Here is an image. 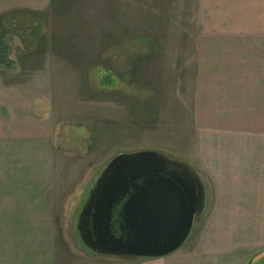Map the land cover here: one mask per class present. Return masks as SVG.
<instances>
[{"label": "rangeland", "instance_id": "obj_1", "mask_svg": "<svg viewBox=\"0 0 264 264\" xmlns=\"http://www.w3.org/2000/svg\"><path fill=\"white\" fill-rule=\"evenodd\" d=\"M261 38L264 0H0V39L16 66L0 67V79L10 86L3 83L0 91V124L15 123L17 139L43 140L55 155L50 172L57 167L71 176L50 192L66 207L61 231L71 245L89 255L79 215L117 156L152 151L205 173L202 145L226 134H216V124L227 112L231 123L244 116L225 101L228 69L237 82L264 72L243 65L242 50L230 46L258 49ZM225 52H231L229 62L212 74V55ZM157 103L163 105L160 123ZM207 208L186 244L205 234L229 249L234 239L240 246L220 262L245 264L256 256L249 264H264V244L254 249L243 242L248 228L220 227L221 218Z\"/></svg>", "mask_w": 264, "mask_h": 264}, {"label": "crops", "instance_id": "obj_2", "mask_svg": "<svg viewBox=\"0 0 264 264\" xmlns=\"http://www.w3.org/2000/svg\"><path fill=\"white\" fill-rule=\"evenodd\" d=\"M259 41L258 49L233 44L231 51L242 50L238 55L243 65L264 68V38ZM212 56H216L212 61L216 67L210 72L219 75L221 64L229 62L231 52ZM233 56L236 60L237 56ZM231 70L228 69V73L232 76L222 88L227 92L225 101L233 102L243 110L244 116L239 114V123H231L228 119L232 113L227 112L221 119L223 123L216 124L215 133L226 134L214 137L217 139L210 146L202 145L208 149L207 155L200 158V168L206 174L199 175L207 181V211L221 218L220 227L248 228L243 242L256 249L259 243L264 244V233L256 234L253 230L264 228V72L253 76L254 79L237 82L232 79L235 73ZM3 81L7 79H0V91L3 83L10 87ZM161 105L156 104V123H160L159 116L163 115ZM16 128V124L9 121L0 124V264H223L222 257L234 255L240 246V241L231 239L232 246L225 249L223 243L202 234L194 243H185L165 258L119 260L86 256L63 235L61 229L67 210L63 203L59 204L57 195L55 199L50 196L54 184L61 186V180L71 176L65 178L64 171H58L57 167L50 172L49 160L53 161L55 155L47 152L45 142L17 139ZM39 152H44V156L38 157ZM209 222L205 221V228ZM252 257L256 258L249 256L245 264H249Z\"/></svg>", "mask_w": 264, "mask_h": 264}, {"label": "water", "instance_id": "obj_3", "mask_svg": "<svg viewBox=\"0 0 264 264\" xmlns=\"http://www.w3.org/2000/svg\"><path fill=\"white\" fill-rule=\"evenodd\" d=\"M206 208L204 181L185 162L152 151L121 154L95 182L77 229L92 256L159 259L184 246Z\"/></svg>", "mask_w": 264, "mask_h": 264}, {"label": "trees", "instance_id": "obj_4", "mask_svg": "<svg viewBox=\"0 0 264 264\" xmlns=\"http://www.w3.org/2000/svg\"><path fill=\"white\" fill-rule=\"evenodd\" d=\"M0 67L10 71L16 68L9 44L2 39H0Z\"/></svg>", "mask_w": 264, "mask_h": 264}]
</instances>
